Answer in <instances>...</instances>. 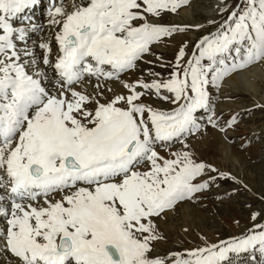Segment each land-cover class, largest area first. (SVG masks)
<instances>
[{"label": "snow or ice", "instance_id": "1", "mask_svg": "<svg viewBox=\"0 0 264 264\" xmlns=\"http://www.w3.org/2000/svg\"><path fill=\"white\" fill-rule=\"evenodd\" d=\"M189 2L73 0L71 12L53 5L58 55L53 59L51 45L41 43L46 54L37 60L21 47L29 28L17 21L30 22L26 12L39 0H0V259L229 264L232 254L251 253L257 260L258 253L264 264V225L168 260L151 255L154 242L163 239L155 218L206 190L208 181H196L218 171L197 162L186 142L200 130L204 112L214 115L211 89L264 63V0H238L194 51L184 44L172 62L161 64L170 68L166 79L152 70L151 79H122L140 63H153L145 58L154 55V46L189 30L156 22ZM49 70L54 93L45 84ZM93 79V93L77 89ZM115 81L126 93L107 87ZM106 91L113 95L102 102ZM176 143L183 148L161 154Z\"/></svg>", "mask_w": 264, "mask_h": 264}, {"label": "rangeland", "instance_id": "2", "mask_svg": "<svg viewBox=\"0 0 264 264\" xmlns=\"http://www.w3.org/2000/svg\"><path fill=\"white\" fill-rule=\"evenodd\" d=\"M220 1L224 6L215 18L209 17L207 12L217 8L216 0H190L186 5L189 6H183L186 8H180L177 13H164L157 23L188 26L189 30L154 46V55L145 58L153 63H140L134 75L135 80L151 79L148 76L149 70L159 72L166 79L170 68L162 67L161 64L172 62L177 55V49L184 44L188 45L189 53L194 51V45L198 40L214 33L238 2ZM187 8L193 10L195 17L193 21L185 19L182 15V11ZM157 56L162 59L156 60ZM252 66L246 68L248 70L243 73L250 72L255 67L264 71L263 63ZM234 76L236 75H232L231 78ZM231 78H226L222 87L210 92L212 97L215 94L212 105L218 118L213 122L216 126L213 124L210 126L214 130L210 129L198 136V139L195 138L197 147L190 144L192 141L188 143L189 150L197 162H203L218 171L209 172L199 178L200 183L205 180L210 186L203 192L195 194L199 195L197 201L193 204H183L184 206L177 209L174 214L171 211L172 216L156 218L157 228L163 239L154 242L151 254L153 257L168 260L173 254H183L240 237L264 225V79H262L264 77L260 78L261 81L260 79L256 81L257 93L244 92L241 88L230 93V89L226 88V82ZM115 85L121 84L118 81ZM107 99V96L101 97L102 102H106ZM147 99L152 102L151 98ZM156 105L161 108L170 107L165 102H156ZM233 118L237 122L229 126ZM208 135L210 140L205 137ZM182 148L183 146L178 150ZM169 151L177 150L169 149L163 152V155H167ZM221 174L229 178L225 179ZM210 177L215 179L210 180ZM196 182L198 183V180ZM189 213L190 216H187ZM256 256L257 260H253L251 253H242L238 256L232 254L229 264H258L259 254Z\"/></svg>", "mask_w": 264, "mask_h": 264}, {"label": "bare ground", "instance_id": "3", "mask_svg": "<svg viewBox=\"0 0 264 264\" xmlns=\"http://www.w3.org/2000/svg\"><path fill=\"white\" fill-rule=\"evenodd\" d=\"M68 1L67 4L64 6V9L66 12H71L73 10V0H66ZM217 5V8L212 10V11H209L207 12L208 16L211 17V18H215V15L218 14V12L220 11V9L224 6L223 3H221L220 0H216L215 2ZM220 14V13H219ZM182 15L184 16L185 19L189 20V21H193V17H194V13H193V10L192 8L188 9L187 10H183L182 11ZM180 16V15H179ZM195 18V17H194ZM45 21H47L45 19ZM51 19L49 21H47L50 25L49 27H51L52 29L56 27V25L54 26L51 22ZM180 24V23H179ZM54 26V27H53ZM191 29V28H190ZM59 31V29L57 30H53V33L52 34L53 36H55L57 34V32ZM55 38V37H53ZM39 47H36L35 51L32 52L35 54V57L36 58H42V52H37V49ZM40 60V59H39ZM264 64V63H263ZM42 65V63H41ZM40 65V66H41ZM253 66H256V64H254ZM252 66V67H253ZM258 68V67H257ZM256 67L250 71V72H246V73H243L244 71L248 70V69H244V70H241L240 72L238 73H235L236 76L234 77H229L231 79H229L226 83V88H229L230 89V93H233L234 91H237L239 88H241L242 91L244 92H254V93H257V89H256V85H257V80L260 79L261 77H264V71L261 70L262 68H259L257 69ZM135 73L136 71L134 72H131L130 74L126 75L123 79L127 80L128 82H133L135 81ZM234 75V74H233ZM145 79V78H144ZM264 79V78H262ZM261 81V79H260ZM115 83L112 84V82L110 83H107V87H110L114 90V92L116 93H126V89H124L122 87V85H115ZM83 88H86V90L84 91H90V92H94V89H93V84H89L87 83L86 85H83ZM113 93H109V92H105V95L104 96H107V98H110L112 97ZM103 96V97H104ZM101 99V98H100ZM157 106V105H156ZM228 108V107H227ZM207 135V134H206ZM207 138V140H210V136H205ZM199 138V137H198ZM197 138V139H198ZM210 138V139H209ZM192 142H190V144L193 146V147H197L196 146V139L195 140H191ZM211 142V141H210ZM226 142V141H225ZM209 143V142H208ZM228 150V149H227ZM186 205V204H185ZM182 206H184L183 204L178 206V208L174 209L173 210V214L175 213V211L179 208H181ZM165 216H172V213H168V214H165ZM187 216H190V213L189 215ZM156 225H157V221H156ZM165 260H167V258H163ZM11 260L9 255L8 254H3L2 255V259H0V264H4V261H8V264H11Z\"/></svg>", "mask_w": 264, "mask_h": 264}]
</instances>
